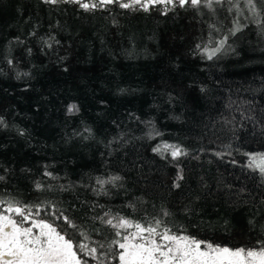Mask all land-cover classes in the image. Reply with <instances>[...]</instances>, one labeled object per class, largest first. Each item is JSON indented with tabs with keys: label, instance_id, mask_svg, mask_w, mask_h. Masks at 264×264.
Returning <instances> with one entry per match:
<instances>
[{
	"label": "trees",
	"instance_id": "1",
	"mask_svg": "<svg viewBox=\"0 0 264 264\" xmlns=\"http://www.w3.org/2000/svg\"><path fill=\"white\" fill-rule=\"evenodd\" d=\"M254 3L0 0L2 205L54 226L68 217L74 245L97 249L79 253L87 264H118L112 242L128 230L104 221L121 217L258 249L264 173L249 154L264 153V0Z\"/></svg>",
	"mask_w": 264,
	"mask_h": 264
},
{
	"label": "snow or ice",
	"instance_id": "2",
	"mask_svg": "<svg viewBox=\"0 0 264 264\" xmlns=\"http://www.w3.org/2000/svg\"><path fill=\"white\" fill-rule=\"evenodd\" d=\"M46 2L56 4L60 0H46ZM70 2L79 4L86 11L112 3H118L124 9H135L139 6L144 11H148L150 5L157 4L178 3L180 7H184L190 3L196 7L202 0H129V2L90 0L87 3L83 0H70ZM247 3L255 13L254 0H247ZM208 6L211 7V0ZM197 47L200 46L197 45ZM219 50L216 48L208 52V58L211 59ZM68 110L72 112L78 108L73 104ZM164 147L172 149L173 158L187 155L179 147L171 145ZM159 150V148L154 149V151ZM257 155L261 160L258 167L264 173V154ZM2 203L4 202L0 201V204ZM6 212L15 213L19 219L0 211V264H87L79 253L95 255L97 252L96 248H89L86 244L74 245L73 234L69 232V229H75L77 226L68 217H63L67 227L54 226L46 219L34 220L30 227H25V223L31 218V208L15 206L8 202ZM104 222L117 229H135L133 232L124 234L122 240L117 239L112 242L120 249L117 254L119 264H264V242H258L260 244L258 249L232 248L200 240L180 231H173L162 220H155L147 226L122 217L115 224L113 219ZM34 229L39 231L34 232ZM116 235L119 237L121 233L117 231Z\"/></svg>",
	"mask_w": 264,
	"mask_h": 264
},
{
	"label": "rangeland",
	"instance_id": "3",
	"mask_svg": "<svg viewBox=\"0 0 264 264\" xmlns=\"http://www.w3.org/2000/svg\"><path fill=\"white\" fill-rule=\"evenodd\" d=\"M83 2H90V0H83ZM122 2H129V0H122ZM257 154H264V153H260V152H253V153H250L249 154V159H250V163L251 164H254V165H260L261 164V160H260V158H259V155H257ZM31 220V219H30ZM34 220H38V219H32L31 221H29V223H31V224H29L30 226L32 225V222L34 221ZM128 230V232H133V231H135V229L134 228H129V229H127ZM39 230L38 229H34V232H38ZM127 232V233H128ZM126 233V234H127ZM118 264H119V260H118Z\"/></svg>",
	"mask_w": 264,
	"mask_h": 264
},
{
	"label": "flooded vegetation",
	"instance_id": "4",
	"mask_svg": "<svg viewBox=\"0 0 264 264\" xmlns=\"http://www.w3.org/2000/svg\"><path fill=\"white\" fill-rule=\"evenodd\" d=\"M7 206L8 205H2V204H0V211H4L5 212V214H7V215H12V216H14V218H16V219H19V217H17L16 215H15V213H7L6 212V209H7ZM32 220V219H31ZM30 219L25 223V227H30V225L29 224H31V223H29V221H31Z\"/></svg>",
	"mask_w": 264,
	"mask_h": 264
}]
</instances>
